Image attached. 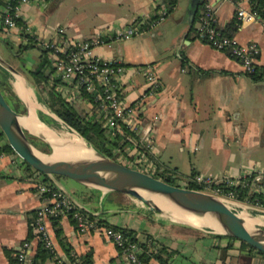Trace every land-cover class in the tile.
Wrapping results in <instances>:
<instances>
[{"label": "crops", "instance_id": "crops-1", "mask_svg": "<svg viewBox=\"0 0 264 264\" xmlns=\"http://www.w3.org/2000/svg\"><path fill=\"white\" fill-rule=\"evenodd\" d=\"M204 1L213 8L219 30L236 24L233 38L243 44H258L257 64L264 67V20L237 26L236 10L247 8L246 0ZM163 2L29 0L21 9V18L38 41L58 37L89 40L95 36L106 41L107 44L94 48V54L107 60H120L124 73L119 93L124 105L139 104L140 110L133 120L153 125L148 141L150 149L143 151L148 162L168 167L183 163L197 165L193 169L195 175L203 173L217 180L264 171V82H253L228 53L216 51L198 39L197 20L194 21L195 15H190V0H175L160 24L127 40L113 39L117 31L132 22L139 20L141 25L156 17ZM4 10L0 5V39H7L17 49L27 46L19 28L4 27ZM35 47L41 51L36 44ZM28 49L17 54L30 59L25 66L30 71L36 67L41 53L37 58L28 57ZM146 66L153 68L157 84L152 96H146L151 86L141 70ZM17 72L18 75L9 72L8 83L25 108V114H21L27 115L24 120L37 123V112H41L59 121L45 105L38 103L34 86ZM4 144L1 140L0 145ZM128 151L130 156L134 154L132 148L128 147ZM20 160L11 153L0 155V264H14V254L24 241L31 244L30 264H33L39 244L34 219L44 205L36 192L43 177L27 171ZM48 181L92 218L134 231L141 242L150 236L174 251L170 264H264L260 255L244 251L242 255L236 251L229 237L201 232L157 213L150 215L147 208L126 195L102 194L90 189L78 192L70 187L69 194L55 178L48 176ZM54 217H57L55 226L53 217L46 220L54 243V257L47 258L43 264L66 262L67 251L76 256L91 253L94 264H128L101 234L79 233L65 213ZM145 264L158 263L151 260Z\"/></svg>", "mask_w": 264, "mask_h": 264}, {"label": "built area", "instance_id": "built-area-1", "mask_svg": "<svg viewBox=\"0 0 264 264\" xmlns=\"http://www.w3.org/2000/svg\"><path fill=\"white\" fill-rule=\"evenodd\" d=\"M28 1L16 0L13 7L4 10L2 18L4 27L9 30L19 28L29 40L45 52V57L54 71V74L50 75V80L54 77L60 78L62 86H57L55 90L61 93L68 103L89 114L95 113L98 118L103 119V127L107 130L120 131L121 125H124L135 133L136 141L132 146H126L124 150L125 156L131 160V163L133 161L139 165L143 161L148 162L139 147H144L146 151L150 149L148 141L153 125L151 122L133 120V117L140 110L139 104L124 105L119 93L120 80L124 73L120 60H107L94 54V48L107 44L106 41L98 36L89 40H63L58 37V39L51 41H38L26 20L21 18V9ZM251 2L252 0H246L247 8L239 7L236 10V19L240 25L250 24L258 19L257 15L251 10ZM166 16L167 10L162 6L157 18L149 23L148 28L160 24ZM15 19L21 20L22 28L16 24ZM139 26V23L134 21L125 29L117 31L113 39L115 41L127 40L143 32L138 29ZM195 31L198 39L206 42L212 49L229 53L240 65L244 74H253L259 67L257 64L260 56L258 44L256 42L239 43L235 38L223 35L217 28L216 16L210 5H204ZM141 70L145 74L147 82L151 84L146 96H152L157 88L153 68L146 66ZM258 74L264 82V67L258 69ZM81 90L89 98H84ZM128 147L132 148V153H134L131 156L128 153ZM136 170L144 172L141 168ZM194 180L197 184L212 192L214 196L225 197L231 202L237 201V188L248 189L250 193L264 194V171L262 170L245 173L236 179L217 180L210 176L197 175ZM220 185H224L228 188V191L223 192ZM36 192L42 197L44 205L35 214L34 228L38 241L42 243L46 250L54 252V243L46 227V220L58 213L67 214L70 212L79 233L95 232L101 234L120 250L128 264H140L137 260L138 249L135 244L126 243L120 231L103 226L98 219L85 217L76 209L71 199L64 192L41 182L36 186ZM242 203L248 204L247 202ZM31 252L30 242L24 241L14 254L15 264H30ZM70 264H76V261Z\"/></svg>", "mask_w": 264, "mask_h": 264}, {"label": "water", "instance_id": "water-1", "mask_svg": "<svg viewBox=\"0 0 264 264\" xmlns=\"http://www.w3.org/2000/svg\"><path fill=\"white\" fill-rule=\"evenodd\" d=\"M198 4L199 0H190L191 17L195 15ZM0 66L18 75V72L1 58ZM26 116L12 110L0 90V133L16 156L33 170L46 176L67 178L86 189L102 194L119 193L133 197L146 205L149 211H156L157 214L172 222L214 235L237 239L264 254V223L255 216L245 214L254 222L248 224L245 218L217 196L170 185L144 172L106 158L85 143L93 154L92 158L82 161V165L70 158V155L54 157V144L46 133L48 131L54 133V130L39 120H36L37 124L23 121ZM69 130L73 131L70 128ZM27 135L40 140L49 151L45 152L35 147ZM55 135L60 138L57 134ZM148 193H155L156 196L166 199L186 221L174 219L156 203L147 201L143 195ZM214 228L218 231L213 230Z\"/></svg>", "mask_w": 264, "mask_h": 264}, {"label": "trees", "instance_id": "trees-1", "mask_svg": "<svg viewBox=\"0 0 264 264\" xmlns=\"http://www.w3.org/2000/svg\"><path fill=\"white\" fill-rule=\"evenodd\" d=\"M16 0H0V5L6 9L11 8L15 5ZM175 4V0H164L163 7L167 10V15L172 9ZM205 1L199 0V4L197 7V11L194 16V21H198L199 14L204 8ZM251 10L257 15L258 19L264 20V0H252L251 2ZM156 17H153L149 21H145L144 24L139 26L140 31H145L148 29L149 23H152ZM16 24L22 28L23 24L20 19H15ZM140 24V21H137ZM237 26H239V22L237 21ZM237 27L236 24H229L224 30H219L223 35L227 37H232L235 33ZM22 33V31H21ZM23 37L25 38L26 42L28 43L27 46H20L17 53H20L23 50H27L29 48V44H32V41L28 39L26 35L22 33ZM40 58L33 70L28 71L29 75L32 78V81L35 85L36 94H37V101L40 104L45 105L51 113H53L60 122L65 125L66 127L72 129L83 141L84 143L96 151L98 154L113 159L115 157V152L119 154H124V148L126 146H132L136 141V135L129 129H127L124 125H121L120 131L118 130H107L103 127V119L98 118L97 115L89 114L86 111L79 110L75 108L72 104L68 103L65 98L62 96L61 93L57 92L55 88L57 86H62V82L59 77H54L50 80V75L54 74L53 69H51L50 62L45 57V52H40ZM229 54V53H228ZM231 57V56H230ZM258 67L253 74H245L248 78H250L253 82L262 81L260 75L258 74ZM11 74L0 66V90L4 95V98L7 104L11 107L18 114H25V108L19 101V99L12 93L10 85L8 83V78H10ZM46 87V92L42 91V87ZM39 88V94L37 89ZM83 92V93H82ZM43 95V99L41 96ZM81 94L84 98H89V96L81 90ZM37 117L39 121L45 124L47 127L56 130L60 127V122L57 120L52 119L51 117L44 115L41 112H37ZM30 139V142L37 147L38 149L48 152V147L42 143L37 138L27 135ZM3 135L0 134V141L3 140ZM89 144V145H88ZM40 146L45 147L44 149L40 148ZM141 151H146L144 147H139ZM2 153L6 154H14L12 149L4 144L0 145V155ZM27 169H33L26 164ZM36 175L43 177L42 183L48 186H52L48 181V176L43 175L34 170ZM38 173V174H37ZM194 176V174H193ZM57 177V176H56ZM169 183V182H168ZM53 187V186H52ZM202 186L190 187L192 190L201 191ZM222 187L223 192H227L228 188L224 185H220ZM237 198L238 202H247L248 204L255 205L256 207L264 209V194L260 193H250L248 189H240L237 188ZM81 214L85 217L91 219L92 217L82 210L76 208ZM147 212L152 215L153 213H157L156 211H149ZM250 214L255 216L258 214L257 211H251ZM67 215L72 219L71 213H67ZM148 215V214H147ZM146 215V216H147ZM148 217V216H147ZM53 221V226L56 225L57 217L51 218ZM150 219V218H149ZM151 220V219H150ZM99 223L103 226H107L118 230L122 233L126 243H132L137 246V260L140 264L149 263L151 260L156 261L158 264H170L172 257L176 254L174 251H171L164 245L159 242L154 241L151 239L150 236H146L143 242L139 241L136 237V233L131 230L117 228L111 225L106 224L102 219L99 220ZM184 227V226H183ZM59 231H56V235H58ZM219 236V235H216ZM230 238V237H229ZM233 239V238H230ZM236 240V239H235ZM241 243V250L247 252L248 254L254 253L260 255L264 258V254H261L254 250L253 248L249 247L244 242L240 241ZM119 250V249H118ZM120 251V250H119ZM53 258L54 252H50L46 250L42 243L39 241L37 253L34 257L33 264H43V262L47 258ZM76 261V264H94L92 261L91 253H87L82 256H76L74 254H70L67 251V261L63 262L62 264H70L71 262ZM15 264V263H14Z\"/></svg>", "mask_w": 264, "mask_h": 264}, {"label": "rangeland", "instance_id": "rangeland-1", "mask_svg": "<svg viewBox=\"0 0 264 264\" xmlns=\"http://www.w3.org/2000/svg\"><path fill=\"white\" fill-rule=\"evenodd\" d=\"M17 51H18V49L16 48V46L12 45V43H10V45H9V42H8L7 39L6 40L5 39L4 40L0 39V58L4 62H6L7 64L9 63L14 69H16V71L21 72L24 75L25 79L28 81V83H31L35 87V85H34V83L32 81V78L29 75L28 70H26V67H25L28 63H30V59H28L26 57V55L19 56L17 54ZM40 52L41 51L38 50L35 47V44L32 42V44H30V47L28 49L27 55H28V57L32 56L34 58H37L38 55L40 54ZM46 90H47V88L43 86L42 87V91L46 92ZM37 91H38V94H39V88L37 89ZM40 96L43 98V95L40 94ZM36 97H37V94H36ZM43 99H45V98H43ZM54 133L57 134L60 137L63 136V138L65 136L68 137V135H75L78 138H80L77 134H75L73 131L69 130V128L66 127L65 125H63L61 122H60V127L58 129L54 130ZM83 143H84V141H83ZM5 144H6V142H5ZM40 148L44 149L45 147L40 146ZM124 150H125V148H124ZM127 150H128V148H127ZM129 150L131 151V149H129ZM130 151H128V152L130 153ZM114 154H115L114 160L119 162V163H121L122 165L127 166V167H131L132 169L141 168V170L146 172V174H149L150 176H152L154 178H157V179H159L161 181H164L166 183L169 182L168 184H170V185L178 186V187H181V188H188V189H190V187L200 186L194 180V177L197 176L198 174L195 175V171L193 169L197 165L193 166V165H191L189 163H183V164H178V165L172 164V165H170V167H168L167 165H159V164H155L154 162H144V161L138 165V164H136L133 161L131 163V160L128 159L127 156H125V155L123 156V154H119L117 152H115ZM14 155H16V154H14ZM20 161L23 162L22 160H20ZM23 164L26 167V164L24 162H23ZM134 164H136V165H134ZM27 171H31V173H35L34 170L32 171L31 169H27ZM193 174H194V176H193ZM199 175L207 176L206 174H203V173L199 174ZM50 177L55 178L56 182H59L60 184L65 186L64 190L67 193H69V194L71 193L69 191L70 189L68 190L69 187L75 189L78 192L87 191L86 188L76 184L75 182H73V181H71V180H69L67 178L56 177V176H50ZM201 188H202L201 192L214 195L209 190H207V189H205L203 187H201ZM126 197L132 199L133 201H135L137 204L141 205L142 207L147 208L146 205L142 204L137 199H135L133 197H130V196H126ZM218 198L223 200V201H225L232 210H235V212L237 214H240V215L241 214L251 215L250 214L251 211H257L258 214L255 215V217L258 218L261 222L264 223V209L256 207L255 205L245 204V203H242V202H237V201L236 202H234V201L231 202V201H229L228 199H225V197H222V196H218ZM168 212L174 213V215H175V211H173L171 209H169ZM253 223L254 222H252V224ZM198 231L203 232L202 230H198ZM206 231H208V230H206ZM230 245L236 251L241 252L242 255L247 253V252H245V253L242 252L241 243L237 239L236 240L234 238L230 239Z\"/></svg>", "mask_w": 264, "mask_h": 264}, {"label": "bare ground", "instance_id": "bare-ground-1", "mask_svg": "<svg viewBox=\"0 0 264 264\" xmlns=\"http://www.w3.org/2000/svg\"><path fill=\"white\" fill-rule=\"evenodd\" d=\"M46 133L47 135H49V137H51L52 142L55 144L54 145V157L59 158L61 156L70 155V158L76 161L79 165H82V161L92 158V154H93L92 151L88 149L83 143V141L77 136L68 135V137L65 136L63 138L62 136L58 138L52 132L48 131ZM82 169L86 170L85 167H82ZM143 197L147 201H153L154 203H156L164 212H166L167 214H170L171 217H173L174 219L186 221V219L182 215H180L166 199L156 196L155 193L144 194ZM169 209L175 211V215L174 213L168 212ZM240 216L245 218L248 224L249 223L252 224L253 221L248 219V217L245 214H241ZM205 225L209 226V224L207 223H205ZM213 230L218 231L217 228H214Z\"/></svg>", "mask_w": 264, "mask_h": 264}]
</instances>
